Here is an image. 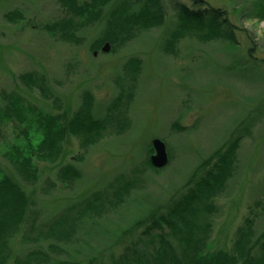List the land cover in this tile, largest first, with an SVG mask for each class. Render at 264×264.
<instances>
[{
    "label": "rangeland",
    "instance_id": "rangeland-1",
    "mask_svg": "<svg viewBox=\"0 0 264 264\" xmlns=\"http://www.w3.org/2000/svg\"><path fill=\"white\" fill-rule=\"evenodd\" d=\"M179 1L192 6V0ZM205 1L227 10L230 21L240 29L238 43L205 44L187 38L174 56L164 46L177 23L175 0H163L166 20L162 26L143 31L115 52H103L105 44L93 49L104 20L85 30L79 43H66L42 27L69 16L59 0H0V111L5 106L4 93L14 91L39 111L72 117L82 96L89 93L94 114L102 119L118 96L119 77L127 79L125 64L133 58L142 62L132 102L118 110L115 124H109L98 144L84 150L78 138L67 137L63 164L74 165L82 173L74 185L65 186L57 179L55 165L37 162L40 178L26 187L34 194L36 206L43 207L42 218L117 177L134 178L133 202L113 216V222L103 221L91 231L96 244L101 233L112 232L115 224L125 225L167 201L185 186L200 162L241 136L238 170L215 200L218 211L210 246L230 250L256 201L263 205L257 211L259 224L264 226V19L259 15L264 0ZM16 10L23 13V20L6 19L8 12ZM30 71L47 76L58 104L24 85L19 77ZM29 118L30 114L20 122L0 116V169L5 173L17 176L7 158L12 146L40 143L42 134ZM155 139L164 141L169 152V164L162 169L146 165ZM50 182L55 188L46 194L42 189ZM89 230L85 227L79 235L87 240ZM34 246L38 245L31 243L26 250Z\"/></svg>",
    "mask_w": 264,
    "mask_h": 264
},
{
    "label": "trees",
    "instance_id": "trees-1",
    "mask_svg": "<svg viewBox=\"0 0 264 264\" xmlns=\"http://www.w3.org/2000/svg\"><path fill=\"white\" fill-rule=\"evenodd\" d=\"M59 2L67 7L69 16L45 23L43 29L66 43H79L85 30L104 20L94 50H100L108 42L115 52L143 31L162 26L166 20L163 0H120L116 4L115 0ZM191 3L188 6L175 0L177 23L165 39L167 54L177 55L180 43L187 38L205 44L219 40L238 43L236 34L240 29L230 21L227 10L215 8L205 0ZM259 15L264 19V6ZM5 17L16 22L24 19L17 10ZM246 32L254 45L252 36ZM141 66L138 58L125 64L127 79L118 78V96L102 119L95 116L89 93L82 96V103L72 117L65 113H44L16 92L4 93L5 106L0 116L24 122L30 114L28 120L37 125L42 138L38 144L12 146L7 158L17 176L0 169V264H264V226L259 224L261 216L257 211L263 209L261 201L249 207L230 250L210 246L213 217L218 211L215 200L226 191L238 170L241 136L234 137L200 162L185 186L167 201L125 225L115 224L112 232L101 233L96 244L92 243L91 231L103 221H111L133 202L130 196L137 188L134 178L117 177L81 200L65 204L59 212L41 217L43 207L36 206L34 194L27 188L40 178L37 162L55 165L57 179L65 186L74 185L82 173L74 165L63 164L67 137L78 138L84 150L98 144L109 124L117 120L118 110L132 102ZM19 79L29 90L37 89L45 100L52 98L58 104L43 73L30 71ZM153 153L151 145L146 165L155 168L151 163ZM54 186L47 183L42 191L49 194ZM85 227L90 229L87 240L79 235ZM31 243L38 246L26 250Z\"/></svg>",
    "mask_w": 264,
    "mask_h": 264
},
{
    "label": "water",
    "instance_id": "water-1",
    "mask_svg": "<svg viewBox=\"0 0 264 264\" xmlns=\"http://www.w3.org/2000/svg\"><path fill=\"white\" fill-rule=\"evenodd\" d=\"M112 49L110 43H105L104 47L102 48L103 52H109ZM95 55L97 53L95 52ZM153 149L154 154L151 156V163L157 169H162L169 164V153L167 149V145L164 141L160 139H155L153 141Z\"/></svg>",
    "mask_w": 264,
    "mask_h": 264
}]
</instances>
